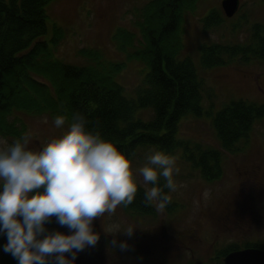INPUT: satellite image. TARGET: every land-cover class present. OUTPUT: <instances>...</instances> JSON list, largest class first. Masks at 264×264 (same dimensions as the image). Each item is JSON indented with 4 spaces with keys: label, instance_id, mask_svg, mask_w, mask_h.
<instances>
[{
    "label": "trees",
    "instance_id": "trees-1",
    "mask_svg": "<svg viewBox=\"0 0 264 264\" xmlns=\"http://www.w3.org/2000/svg\"><path fill=\"white\" fill-rule=\"evenodd\" d=\"M53 1L0 0V137H21L22 114L64 115L70 122L74 113H82L89 121L88 128L100 131L102 136L115 141L119 149L133 152L134 157L144 148L164 150L172 156L180 153V159L197 171L202 180H219L223 173L222 153L242 152L255 124L264 123V105L232 101L212 117L208 107L206 115L210 116L219 150L178 138L180 121L188 116L201 118L205 113L203 97H212L193 61L180 58L183 18L199 0H151L139 11L134 24L136 32L116 30L112 38L118 52L144 66L133 96L126 95L116 80L123 63L105 61L94 51L81 52L87 66L67 65L54 57L60 31L53 27L51 37L46 38V8ZM222 21V15L210 10L201 24L207 31L220 26ZM198 51L203 70L233 61L241 65L264 63V27L251 26L244 44L201 45ZM141 112L148 113L147 120L140 118ZM177 206L170 200L163 212L171 214ZM121 207L132 218L156 215L139 186L133 203ZM50 225L51 222L46 224L48 230ZM0 236L6 243V237ZM244 248L264 250L260 245ZM236 250L229 246L216 255L222 258ZM0 264L17 261L2 249Z\"/></svg>",
    "mask_w": 264,
    "mask_h": 264
},
{
    "label": "rangeland",
    "instance_id": "rangeland-1",
    "mask_svg": "<svg viewBox=\"0 0 264 264\" xmlns=\"http://www.w3.org/2000/svg\"><path fill=\"white\" fill-rule=\"evenodd\" d=\"M150 1L54 0L46 8V38L51 37L53 27L61 35L54 57L67 65L87 66L89 63L81 52L94 51L105 61L123 63L124 68L116 80L126 95L133 96L145 72L144 66L118 52V45L112 37L118 29L136 32L134 24L139 19V11ZM221 1L199 0L195 9L183 18L180 58L189 57L193 61L212 97H203L205 113L201 118L188 116L180 121L177 135L191 144L218 150L219 143L210 116L206 115L208 107H211L212 117L232 101L264 105V63L241 65L233 61L211 70L200 68L198 48L201 45L244 44L248 41L251 26L264 27V0H238L239 7L232 18L223 15ZM210 10L222 15L223 21L220 26L205 31L201 20ZM148 116L147 112L140 113L144 120ZM54 118L46 114L20 115L19 123L24 125L21 136L29 134L32 146L47 143L63 130L54 126ZM4 140L9 144L14 141ZM151 150L154 149H141L131 161V167L143 166L144 157ZM173 157L178 168L174 174L177 187L169 195L178 205L177 209L171 214L158 212L153 202L154 217L132 218L118 206L113 214L105 213L94 218L93 230L99 233L100 238L95 246L78 253L75 264H223V257L216 254L229 246L237 250L244 249L246 245L264 247L263 122L255 124L242 152L222 153L223 173L214 182L202 180L197 171L180 159V153ZM114 224L120 225L121 230L132 224L142 235L151 237L153 247L150 256L142 253L136 256L133 250V253H121L118 247H113L111 241L114 237L108 233ZM50 226H47L50 231L68 234V229L58 225L54 217ZM133 237L134 233L131 237L115 235L118 241L128 242ZM4 244L0 236V254Z\"/></svg>",
    "mask_w": 264,
    "mask_h": 264
},
{
    "label": "clouds",
    "instance_id": "clouds-1",
    "mask_svg": "<svg viewBox=\"0 0 264 264\" xmlns=\"http://www.w3.org/2000/svg\"><path fill=\"white\" fill-rule=\"evenodd\" d=\"M88 123L82 113H74L67 124L64 115H57L53 124L63 130L39 146H32L29 134L10 144L0 138V235L7 240L3 251L17 264H75L78 253L100 238L94 218L132 204L138 185L158 212L170 203L178 172L171 154L151 150L143 166L133 169L134 153L119 149ZM53 217L68 234L46 228ZM135 229L112 225L111 245L128 250L127 241L115 235L131 237Z\"/></svg>",
    "mask_w": 264,
    "mask_h": 264
},
{
    "label": "water",
    "instance_id": "water-1",
    "mask_svg": "<svg viewBox=\"0 0 264 264\" xmlns=\"http://www.w3.org/2000/svg\"><path fill=\"white\" fill-rule=\"evenodd\" d=\"M239 7L238 0H222L220 8L226 18H232ZM223 264H264V250L248 248L226 254Z\"/></svg>",
    "mask_w": 264,
    "mask_h": 264
},
{
    "label": "flooded vegetation",
    "instance_id": "flooded-vegetation-1",
    "mask_svg": "<svg viewBox=\"0 0 264 264\" xmlns=\"http://www.w3.org/2000/svg\"><path fill=\"white\" fill-rule=\"evenodd\" d=\"M129 245L128 250L121 251V253H133L136 256H139L140 253L145 254L147 257L151 254V249L153 247V241L151 237H145L138 230L134 231L133 240L127 242ZM133 250V252H131ZM142 257V256H141ZM142 261H144L142 259Z\"/></svg>",
    "mask_w": 264,
    "mask_h": 264
}]
</instances>
